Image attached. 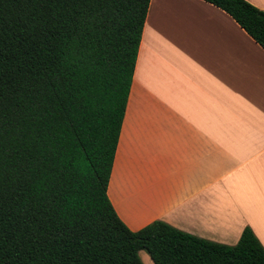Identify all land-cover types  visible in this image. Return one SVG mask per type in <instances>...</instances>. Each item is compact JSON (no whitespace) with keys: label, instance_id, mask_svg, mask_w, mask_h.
<instances>
[{"label":"trees","instance_id":"obj_1","mask_svg":"<svg viewBox=\"0 0 264 264\" xmlns=\"http://www.w3.org/2000/svg\"><path fill=\"white\" fill-rule=\"evenodd\" d=\"M264 47V9L206 0ZM151 0H0V264H264L164 220L132 230L109 195Z\"/></svg>","mask_w":264,"mask_h":264},{"label":"crops","instance_id":"obj_2","mask_svg":"<svg viewBox=\"0 0 264 264\" xmlns=\"http://www.w3.org/2000/svg\"><path fill=\"white\" fill-rule=\"evenodd\" d=\"M108 195L134 231L264 245V47L225 10L151 0Z\"/></svg>","mask_w":264,"mask_h":264},{"label":"rangeland","instance_id":"obj_3","mask_svg":"<svg viewBox=\"0 0 264 264\" xmlns=\"http://www.w3.org/2000/svg\"><path fill=\"white\" fill-rule=\"evenodd\" d=\"M140 255L145 264H155L146 251H141Z\"/></svg>","mask_w":264,"mask_h":264}]
</instances>
